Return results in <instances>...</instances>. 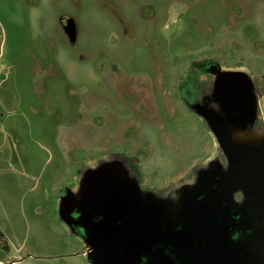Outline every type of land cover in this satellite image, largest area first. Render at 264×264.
<instances>
[{
  "label": "rangeland",
  "instance_id": "1",
  "mask_svg": "<svg viewBox=\"0 0 264 264\" xmlns=\"http://www.w3.org/2000/svg\"><path fill=\"white\" fill-rule=\"evenodd\" d=\"M0 45L18 157L9 206L26 219L9 227L15 241L46 235L34 222L53 213L81 237L61 198L77 200L98 177L170 216L201 200L205 181L229 171L209 123L217 104L206 62L245 73L253 115L264 118V0H0Z\"/></svg>",
  "mask_w": 264,
  "mask_h": 264
},
{
  "label": "water",
  "instance_id": "2",
  "mask_svg": "<svg viewBox=\"0 0 264 264\" xmlns=\"http://www.w3.org/2000/svg\"><path fill=\"white\" fill-rule=\"evenodd\" d=\"M63 28L73 42L76 35L73 20L65 22ZM206 70L215 75L217 97L230 100L238 96L237 103H243L249 96L251 83L245 73L222 71L214 64ZM216 116L211 114L213 121H209L215 134L214 120L220 123ZM222 124L226 126L223 121ZM222 143L229 161L235 162L240 171L244 202L264 222V141L256 150L235 144L225 133ZM161 207L162 203L140 197L134 188L117 179L98 177L77 200L69 195L62 197L60 214L82 237L91 264H173L159 244L176 247L175 254L184 259V264H264V228L249 241L233 242L228 247L229 227L208 215L205 199L186 204L179 211L183 215L181 222L190 231H177L178 223L161 220ZM95 217L99 220L93 221ZM194 243L204 247L194 249Z\"/></svg>",
  "mask_w": 264,
  "mask_h": 264
},
{
  "label": "flooded vegetation",
  "instance_id": "3",
  "mask_svg": "<svg viewBox=\"0 0 264 264\" xmlns=\"http://www.w3.org/2000/svg\"><path fill=\"white\" fill-rule=\"evenodd\" d=\"M217 65L215 62H206L201 66L204 72H207L213 77L215 82V75L208 72L206 68L211 65ZM218 66V65H217ZM219 67V66H218ZM240 89V85H236ZM251 93H257L254 90L249 92V96L243 103L239 102V97L235 99L223 100L216 96V117L220 121L217 126V144L223 148L222 139L225 133L229 134L232 142L246 147H258L264 141V118L260 115H253L252 109L248 102ZM222 121L225 125L222 124ZM254 125L255 128L251 126ZM223 127L226 130L223 131ZM229 160V159H228ZM205 194L203 198L197 202L205 199L207 203L208 215L216 218L219 224L225 223L229 227L228 247H232V243H244L251 239V237L264 228V222L260 221V216L251 206L244 202V187L240 179V171L235 162L229 161V171L227 174H218L215 177L208 178L206 181ZM240 195V199L233 197V195ZM196 203V202H195ZM164 206V205H163ZM161 220H170L176 225V230L190 231V227L184 225L182 213L176 216L168 215L164 207L160 210ZM95 217L93 221H98ZM182 221V222H181ZM117 225H121L120 222ZM190 238V236H189ZM165 250V253L171 258L173 264H184V259L175 254L176 247L159 244ZM204 246L198 243L193 244L194 249H201Z\"/></svg>",
  "mask_w": 264,
  "mask_h": 264
},
{
  "label": "crops",
  "instance_id": "4",
  "mask_svg": "<svg viewBox=\"0 0 264 264\" xmlns=\"http://www.w3.org/2000/svg\"><path fill=\"white\" fill-rule=\"evenodd\" d=\"M1 50L0 45V264H88L82 238L69 234L55 213L34 222L46 235L33 243L9 237V227H20L26 219L9 206V171L18 157L13 145L9 147V61Z\"/></svg>",
  "mask_w": 264,
  "mask_h": 264
},
{
  "label": "trees",
  "instance_id": "5",
  "mask_svg": "<svg viewBox=\"0 0 264 264\" xmlns=\"http://www.w3.org/2000/svg\"><path fill=\"white\" fill-rule=\"evenodd\" d=\"M1 237V236H0Z\"/></svg>",
  "mask_w": 264,
  "mask_h": 264
}]
</instances>
